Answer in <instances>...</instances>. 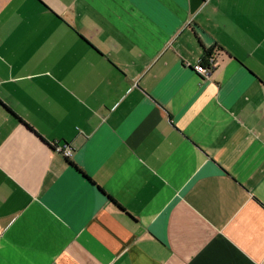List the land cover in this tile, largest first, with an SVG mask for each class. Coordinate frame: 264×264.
Segmentation results:
<instances>
[{
  "label": "crops",
  "instance_id": "obj_1",
  "mask_svg": "<svg viewBox=\"0 0 264 264\" xmlns=\"http://www.w3.org/2000/svg\"><path fill=\"white\" fill-rule=\"evenodd\" d=\"M0 264H264V0H0Z\"/></svg>",
  "mask_w": 264,
  "mask_h": 264
},
{
  "label": "built area",
  "instance_id": "obj_2",
  "mask_svg": "<svg viewBox=\"0 0 264 264\" xmlns=\"http://www.w3.org/2000/svg\"><path fill=\"white\" fill-rule=\"evenodd\" d=\"M207 63L206 65L200 63V65L197 68V72L202 76H208L211 73L212 67H214L215 60L213 57H207ZM56 150L62 154H64L66 157H71L73 152L71 149L65 147V146H56Z\"/></svg>",
  "mask_w": 264,
  "mask_h": 264
},
{
  "label": "trees",
  "instance_id": "obj_3",
  "mask_svg": "<svg viewBox=\"0 0 264 264\" xmlns=\"http://www.w3.org/2000/svg\"><path fill=\"white\" fill-rule=\"evenodd\" d=\"M203 47V46H202ZM204 48V47H203ZM204 56H203V58H202V61H204L205 63H206V61H207V59H206V57H212V55H211V50L210 49H204ZM211 55V56H210ZM50 148L52 149V150H55L56 151V147L55 146H53V145H50ZM65 158L66 159H69L68 157H66L65 156Z\"/></svg>",
  "mask_w": 264,
  "mask_h": 264
},
{
  "label": "water",
  "instance_id": "obj_4",
  "mask_svg": "<svg viewBox=\"0 0 264 264\" xmlns=\"http://www.w3.org/2000/svg\"><path fill=\"white\" fill-rule=\"evenodd\" d=\"M204 0H191V11L195 12L202 4Z\"/></svg>",
  "mask_w": 264,
  "mask_h": 264
}]
</instances>
